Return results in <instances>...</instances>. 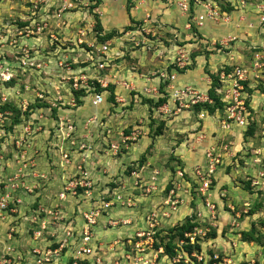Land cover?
Instances as JSON below:
<instances>
[{
    "label": "rangeland",
    "instance_id": "obj_1",
    "mask_svg": "<svg viewBox=\"0 0 264 264\" xmlns=\"http://www.w3.org/2000/svg\"><path fill=\"white\" fill-rule=\"evenodd\" d=\"M21 1L24 0H0V72L11 74L10 80H0V104L9 101L20 110V122L13 124L10 130L8 127L13 117L9 111L0 112V201L6 205L3 210L0 207V264H36L32 249L43 247V244L38 245L40 238L45 236L49 244L53 243L51 239L56 232L61 241L72 238L74 221L82 212L91 209L99 210L96 225L92 228V240L95 241L98 229L107 230L98 233V237L103 242L102 246L107 245L108 253L115 254L112 264L115 261L119 264H144L146 259L147 264H264V147L253 150L255 156L252 157L250 150L245 148L247 139L260 142L263 134L258 131V134L245 136V126L239 125L241 128L236 134L230 133L232 123L225 121V109L230 99L224 96H221L223 111L213 113H208L203 107L196 109V103L189 101L176 105L163 82L168 80L158 76L160 73H174L170 84L176 88H192L191 84L176 85V72L207 73L211 65L208 59L212 54L221 53L227 59V54L218 47L228 44L231 39L226 33V37L221 38L222 32H227L222 27H217L220 33L216 28L215 32L213 28L209 29L208 25L205 32L200 30L202 25L196 21L200 3L221 12L222 8L229 10L232 7L234 3L230 1H242L244 4L250 0H193V4L186 8L185 1H181L179 6V0H100L98 3L74 0L58 16L57 13L52 15L53 11L61 6L62 1L65 2L60 8L68 7L70 0H41L50 1L52 7L49 14L44 11L43 17L47 21L42 24L47 23L48 31L45 29L40 35H25L23 25L27 24L32 30L34 27L21 20L20 17L27 14ZM164 1L174 2V5H164L165 12L160 13L163 9L159 8L160 2ZM104 2L105 8H101ZM132 5L134 9L146 8L144 15L133 13ZM220 15L214 19L218 20ZM97 20L102 27L101 32L115 30L105 40L108 50L103 55L106 66L102 69L97 65L100 58L98 49L103 43L96 37ZM25 49L27 58H21ZM198 55L201 61L196 60ZM204 60L208 62L201 71ZM177 62L179 65L176 66ZM219 65L235 67L218 61L214 64L213 73L224 69ZM140 77L147 82L140 89L148 92L147 95L137 92L136 83L137 79L142 80ZM96 78H103L109 81L108 85L114 86L121 82L124 87L117 86L113 100L109 99L106 87L101 103L93 105L90 100L95 92L93 81ZM75 81L78 88L73 86ZM253 84H250L255 89H252L251 96L255 91L264 93L263 78L255 86ZM79 89L84 92L79 93L82 101L77 105L74 93ZM154 90H158L160 95H155ZM118 94L123 98H119V102L115 97ZM164 94L165 102L160 105L167 108L164 116L160 115L163 112L159 106L145 102L146 108L141 101L148 96L154 101ZM187 98L190 97H185L189 100ZM251 99L248 105L245 103L247 126L250 123L256 128V124L263 120V114L260 115L262 108L256 107L259 121L256 122L255 118L251 121L254 115ZM215 113L219 117V123L214 122L219 124L216 132L221 133L216 136L217 142L210 143L203 119ZM57 116L64 121L63 131L66 124L72 125L73 132L67 137L55 129ZM111 118L114 125L106 126ZM109 126L113 129L120 126L122 133L118 135H130L131 138L122 141L117 137L113 140L119 147H100L109 142L106 131ZM58 131L61 133V148L58 149L59 155L56 153L59 162L56 167L51 162L52 155H46L56 148L46 149L44 145L53 142ZM203 139L205 141L202 142ZM197 142H201L198 149L203 150L202 154L195 153ZM55 147L58 148L57 145ZM211 147L222 152L218 164L207 155ZM113 150L121 153L115 155L118 161H112ZM65 152L66 160L63 157ZM197 155H202V158ZM42 156L47 160H41ZM107 156L109 162H106ZM84 170L91 175L93 184L85 190L78 187L72 194L71 187L75 189L76 186L70 182H75L74 179ZM201 177L208 180V187L203 190H199V182L203 181ZM171 188L174 193L170 199L175 200L174 205L167 201ZM216 192L220 193L217 200ZM221 192L226 193L225 196ZM221 198L231 205L224 203L218 207L217 202ZM104 203H108L105 208ZM116 210L127 214L123 218L120 215L113 217ZM191 217L201 226H212L215 230L211 238L201 239L199 253L202 260L187 262L185 257L181 258L180 251L169 257L163 247L168 235L174 233L169 228ZM100 219L102 221L99 222ZM110 220H117V223L111 224ZM244 221L246 226H242ZM124 225L132 227L131 236L123 238L121 234H114L107 237L110 229ZM252 228L253 234L259 235L258 244L254 241L249 244L241 238L242 231ZM145 231L154 232L152 244L135 246L134 242L144 238V235H139ZM198 232L204 234V230ZM172 241L179 242L177 238ZM155 243H162L159 244L161 247H155ZM143 247L145 250L139 252ZM99 248V245L97 248L92 246V252ZM31 255L32 261H29ZM2 259L6 260L3 262ZM96 259L99 260L98 257Z\"/></svg>",
    "mask_w": 264,
    "mask_h": 264
},
{
    "label": "crops",
    "instance_id": "obj_2",
    "mask_svg": "<svg viewBox=\"0 0 264 264\" xmlns=\"http://www.w3.org/2000/svg\"><path fill=\"white\" fill-rule=\"evenodd\" d=\"M121 1H123V0H121ZM170 2L171 1H164V3L163 2H160L161 4H160L159 8L160 7L163 8L164 5H167L168 6ZM230 2H233L234 4H231L232 7L230 8L229 11H221V15H220V17H219L218 20H216V19H213V20H211V19L204 20L203 21V24H202V26L200 28V30H202V32H205V30H206L205 27L208 25L209 26V29H212L213 28V31L215 32V28H216V32H219L220 33L219 29H220V27H222L224 29V31H227V32H222L223 36L221 38L226 37L225 33L227 34V38L231 37V39L229 40V43L228 44L221 46L222 44L220 42L221 45L218 47V48H220V49H222L224 51L223 53L227 54V59L224 58V57H222L221 56V53H219L220 54V57H218L219 54L216 55L214 53V54L211 55V58L213 60L211 58L208 59V60H210L209 62L211 64L208 68H209V70L211 72L214 71V69H213L214 68V64H216L218 61H220L223 64H230L231 63L232 66L235 65V66H242V67H247L248 68L251 65V63H252V60L254 59V54L255 53H259V55H263L264 54V21H262L260 19V15H261V9L260 8L262 6H264V0L244 1V4H242V1H230ZM172 3H170V4L174 5V2H172ZM105 4H106L105 2L102 5L100 4L101 5V8H105L104 7ZM131 8H132L131 10H132L133 13H138V14H140L142 16L144 15V12H145L144 9H146V8H140V9L139 8H135L134 9L133 8V5H132ZM165 8H163L159 12L160 13H162V12L164 13L165 12ZM142 12H143V14H142ZM133 13H131V14H133ZM214 42H215V40H214ZM220 51L221 50H219V52ZM199 59H200V61L202 60V58L199 55L196 56V60H199ZM225 59H226V61H225ZM205 62H208V61L204 60L203 61V64H202V67L199 70L203 71ZM219 66L224 67L223 65H219ZM193 69L194 68H192V70ZM220 71H224V70L222 69ZM262 72L263 71H261L260 73L258 72L259 74H258V77H256V78L255 77L254 78L251 77L249 79V84H253V82H254V84L252 86H255L257 83H259V79L260 80L262 78L264 79V76L262 75ZM200 73H201L200 71H196V72L195 71H185V72H183L181 74L176 72V75L177 76H176V82H175V84L176 85L191 84L192 87L195 88L196 90L201 91V92H206L205 88L206 87H209V85H210V77L208 78V76L207 77L205 76V75H207V73H204L203 72L205 75L204 74L202 75ZM118 76H121V74H119ZM139 79H142V80H139L138 81V79H137V82H138V83H136L137 84L136 89H138L137 92H139L140 94H143V95H147V94L141 92V90H140V89L143 88V86L147 82L145 81V78H141L140 77ZM252 80H253V82H252ZM151 83H153V81H151ZM117 86H120V85L118 84V85L115 86L114 93H116ZM122 87L123 86H120V88H122ZM253 90H255V89H253ZM131 92H133V91H131ZM258 93L261 94V96H259ZM115 97H116L117 102H119L118 101L119 98L120 99H123L122 96L119 95V94H118V96H115ZM250 99H251L250 100L251 101L250 106H251V108L252 107L254 108V112H253L254 115L252 114L253 116H251V121L252 120H255V119H256V122L259 121V119H258L259 116H258V113H257V110L258 109L256 108L257 106H260L262 108V113H260V115L263 114V116H262L263 117V120L261 121L260 124L259 123L256 124V126H255L256 128L254 129L255 131L253 132V134H255V133L258 134V131H259L260 133L263 134V136L261 138V141L260 142H252V141H250V140L247 139V142H246V147L245 148H247V149L250 150L251 157H252L254 155L253 154V150L258 151L257 148H263L264 147V112H263L264 111V93H260L258 91H255V93H253L252 96L250 95ZM144 105L146 106V108H148V105H146V103H144ZM161 107L162 106H159V109L163 113L160 114V115H163L164 116L166 114L165 111H164V109H167V108H166V106L165 107L163 106V108H161ZM102 115L104 116V113H102ZM41 117L39 116V119L40 120H42ZM59 118H60V121H61V116L60 117L57 116V118H56L57 122H55V126L56 127L58 126ZM218 119H219V117H218L217 113H215L213 115H209V116L207 115V117H205V119H203L204 120L203 125L207 129L206 132H205V134H206L207 139L209 141H211L210 143L217 142L216 141V138H217L216 136H218L221 133V131L219 133L216 132V130H217L218 126H219V124L216 125L217 122L219 123V120ZM62 122H64V121H62ZM114 122L115 121L111 118V119H109V121L107 120L106 126L111 125L112 123L114 125ZM109 127H107L108 129H106V127H105V129H106V131H107V133L109 135V138H108L109 142H107L104 145L101 144L100 147L109 149L112 144L116 145V147H119L120 145L119 144H115L113 140L117 139V137L120 138V139L122 138V141H125V139H127V138H131L130 135H126V136L124 135L122 137L118 135V134H121L122 133V129H121L120 126H116V128H114V129L112 128L113 126H109ZM230 127H231L230 129H232L230 131V133H234V134H236L239 131V128H241V127L237 126L235 123H232V125ZM105 129H103L102 132ZM213 131L215 133L212 135L211 133ZM60 134H61L60 131H58L57 133H55V136L53 135L54 136L53 137V140L54 141L53 142H49V145H47V144L44 145V148L46 147V149L48 148V149L51 150L53 148H56V151H53V153L51 152V153H47L46 154L48 157H50L52 155V157H50V158H52V161L51 162H53L54 164H56V167L59 164V162H58V156H57V154L59 155L58 149L61 148L60 143H59ZM245 136H247V135H245ZM132 139H133V137H132ZM196 140L198 141L197 138H196ZM203 141H205V140L203 139L202 142ZM206 143L207 142H204V144H206ZM55 145H57L58 148L55 147ZM39 146L41 147V145H39ZM195 146H196L195 153L196 154H198V153L202 154V151L203 150L201 148L198 149V147H201V142H197V145H195ZM172 147L175 148V145H172ZM249 150H247V152ZM111 152H112V156L114 155L112 161H115V160L118 161L117 160V157H115V155L118 156V155H121V153L120 154L117 153V150L116 151L113 150ZM108 156L106 158V162H109L110 161V158ZM197 156H198V158H202V155H197ZM119 158H123V157L122 156H119ZM40 159L41 160L42 159L47 160V158L46 157L43 158V156L40 157ZM262 160H264V151H263V155H262ZM244 164H246V160H244ZM219 172H220L219 175H222V172L221 171H219ZM120 173H122V172H120ZM222 179H223V176L220 178V182H221L220 186H222V183H223L222 182ZM223 191L227 193V189L224 188V187H223ZM226 193H222V194L225 196ZM219 194L220 193H217L216 192V197H215L216 200L218 199ZM217 203L219 205L218 207H220L221 204H224L226 202L223 201V198H221V200L218 201ZM226 204L227 205H231L230 203H226ZM125 214H127V212L126 211H122V210H116L115 212L112 213L113 217L114 216L116 217V215H120V217H122V218L126 216ZM112 215H110V216H112ZM100 221H102V219H100L99 222ZM74 222L75 223L73 224L74 225L73 233L75 235V238L76 237L79 238L78 231L81 230V228L83 226V223H84V220H83L82 216L80 215L79 218L77 217V219ZM246 224H247V222L244 221L243 224H242V226H246ZM131 228H132L131 226L128 227V225H124V226H122L119 229H116V228L110 229V233L107 234L108 235L107 237L110 238L111 236H114V234H116L117 236L119 234H121V237L124 236L123 238H125L126 236H131V234L133 233V230ZM12 231H13V229H12ZM106 231L107 230H105V229L104 230L98 229L96 231L97 236L95 235L96 236L95 241H93L92 238L90 239V241L88 243L89 246H91V247L94 246L95 248H97L98 245H99L100 248H99V250L96 249V251L91 252L88 255H84V259H83V260H85L84 261V264H112L113 259H115V254L110 255V253H108V251H107V245L106 246H102L103 245L102 244L103 242L98 237V233L100 234V233L106 232ZM47 233H49V232H47ZM58 236H59V234L56 232L54 238L51 239V241L53 242L51 244H49L48 243L49 240L46 241L45 240V236H43V238H40L41 243L38 244V245L43 244V247L42 248H47V247H49V248H55V247H58L60 245V243H61V240L58 239ZM97 237H98V240H97ZM109 238L104 239V240L106 241ZM93 242H94V244H93ZM54 244H56V246H53ZM105 244H107V243H105ZM249 244H251V242ZM42 248H40V249H42ZM64 251H65V254L63 256V260L66 259V258L68 259V256H67L68 255V251L66 249L63 250V252ZM65 256H66V258H65ZM96 257L99 258V261H98V259H96ZM29 261H32V255L29 256ZM46 264H52V263H46Z\"/></svg>",
    "mask_w": 264,
    "mask_h": 264
},
{
    "label": "built area",
    "instance_id": "obj_3",
    "mask_svg": "<svg viewBox=\"0 0 264 264\" xmlns=\"http://www.w3.org/2000/svg\"><path fill=\"white\" fill-rule=\"evenodd\" d=\"M116 1V0H113ZM181 1H185V8L187 7V5H189V0H179L177 1L179 6L181 4ZM196 1V0H195ZM197 1H203L205 2V0H197ZM22 3L25 4V8L27 9V14L25 16H21V20H24V22L28 21L29 25L34 27V30L30 29L28 27L27 24L23 25V27L26 28L25 30V35H28L29 33L32 34H36V35H40L41 32L45 29H47L48 31V25L47 23H43L42 22H46L47 18L43 17L44 11H46V14H49L48 10L50 11V8L52 7V4L50 3V1H41V0H24L21 1ZM65 1H62V4ZM61 4V6H62ZM71 5V1H68V7L63 6L62 8H57V10L53 11L52 15H54V13H57V16L59 15V12L64 11L66 9H68ZM201 6V10L197 13L196 15V21L197 24L199 26H201L203 24V21L206 19H211L213 20L214 18H217L221 12L216 8L214 9H210L208 7V5H206L205 3H200ZM56 8V7H55ZM53 8V10L55 9ZM261 15H260V19L262 21H264V6H262L261 8ZM23 15V14H22ZM45 15V14H44ZM147 16V15H146ZM23 22V23H24ZM19 34L21 33V31L18 32ZM51 37H54L53 34H50ZM1 42V39H0ZM107 41L101 43V47L98 49L100 52V58H98V67L100 69L105 68L106 66V62L104 61V53H107ZM1 51V50H0ZM27 53L28 51L25 49V54L21 57V58H27ZM1 54V53H0ZM16 58H19L18 56H16ZM179 65V62H177L176 66ZM263 66H264V54L263 55H259V53H255L254 54V59L252 60L251 65L247 68V67H242V66H235L233 67L229 72H224L222 71L220 73V78L223 79V86L220 87L218 89V92L221 93V96H224L228 99H230L228 101V105L226 106V119L225 121L227 123H235L236 125L239 126H247V119H246V107H245V92L243 91V84L242 81L244 80H249L251 77H258V72L263 71ZM6 71H8V69L6 68ZM257 72V73H256ZM8 73V72H6ZM10 75H5V72H0V80L3 81H8L10 80ZM174 73H160L159 77L161 79H167V84H166V88L169 91V96L173 99L174 103L176 105H182V102L185 101H189L190 103L194 104L197 103L199 101H205L208 100V96L206 94H201L200 91L193 89V87H189V86H181V87H174L172 84H170V82L174 79ZM96 81H93V90H95L94 87V82H96L97 84H99V86L102 88V90L100 91H95L94 93H92V97L90 102L93 105H97L99 103H101V101L104 98V93H105V89L108 86V82L105 81L103 78L99 79L96 78ZM227 81V82H226ZM118 83V82H117ZM118 84H120V86H122L121 82H119ZM73 86L75 88H78V84L77 81L74 82ZM81 86V85H80ZM124 87V86H123ZM155 89H157L155 87ZM154 94L155 95H160L158 90H154ZM145 94H147L148 92H143ZM190 97L187 98L189 100H186L185 97ZM5 98H2V100H4ZM39 116L41 117L42 115L39 114ZM63 123L62 121H58V125L55 129L60 130L62 135L64 137H67L69 134H71L73 132V128L71 124H66V127L64 128L63 131ZM224 126H228L227 124H225ZM134 138V136H133ZM112 147H116L111 145ZM209 159L211 161H214L215 163H219L221 158H222V152H218L215 151V149L213 147H211V150L207 153ZM63 157L66 158L67 153H63ZM81 168V167H79ZM211 171V169H210ZM197 173H199V171H197ZM75 182H70V184H74L76 187L75 189H73V187H71L72 189V194H75L77 192V188L81 187V189L85 190L86 188L90 187L91 184H93V181L91 180V175H89V172L87 171H82V174L80 176H77L75 179ZM201 182L200 183V187L199 190H203L206 189L208 187V180H204L203 177H201ZM174 193V189H169L168 194H169V198L167 201H170L172 205H174L175 200H171L170 196H173ZM60 195H63V193L61 192ZM108 206V203H104V208ZM0 207H2V210L6 207L5 202L0 201ZM174 207V206H173ZM213 208V207H212ZM211 208V209H212ZM99 210H89L88 212L85 211L83 212V217H84V225L81 228V230L78 232V236L79 239L75 238V235L72 236V238L68 239H63L60 243V245L58 247L55 248H44V249H39V248H33L32 252H33V258H34V262L36 264H46V263H55L56 264H80L79 259L81 256L83 255H87L91 253V246L88 245L90 239L92 238V228L93 225L96 223V217H97V213ZM111 224H116L117 221H109ZM122 223H126L125 221H122ZM43 227V226H42ZM201 229H197L194 228L193 232L191 233H185V236H189V242H194L195 240V235L196 234H200L198 231ZM71 233V230H68ZM197 231V232H196ZM154 232L153 231H145L144 234L139 235L143 236L140 237L139 240L135 241V246L137 245H141V244H145V247L148 245H151L153 242V237L152 234ZM69 234V233H67ZM201 235V234H200ZM204 235V234H203ZM68 236V235H66ZM67 242V243H66ZM151 242V243H150ZM182 243V240L179 241V244ZM137 248V247H135ZM67 250L68 251V259H64L63 260V256L65 254V251L63 252V250ZM144 247L142 249L139 250V252H143ZM182 257H185L184 260H190L185 253L183 252H179ZM191 256H194L197 259L202 260V255L199 253H191ZM216 258V257H214ZM6 259H2V261L4 262ZM99 261V260H98ZM198 261V260H197ZM2 264V263H1ZM113 264H119L117 261H115ZM144 264H147V259L144 262ZM196 264V263H195Z\"/></svg>",
    "mask_w": 264,
    "mask_h": 264
},
{
    "label": "trees",
    "instance_id": "obj_4",
    "mask_svg": "<svg viewBox=\"0 0 264 264\" xmlns=\"http://www.w3.org/2000/svg\"><path fill=\"white\" fill-rule=\"evenodd\" d=\"M70 1H74V0H70ZM89 1H93L94 3H98V1L100 0H89ZM189 6L193 4V0H189ZM221 10V8H219ZM230 10V9H229ZM227 10V8H222L221 11H229ZM94 17L96 19H99L97 14H94ZM95 19V20H96ZM95 30H96V37L98 42H104L106 39H109L114 33L115 30H111L108 32H101L102 27L99 24V20L96 21V25H95ZM225 72H229L231 70L230 67H227L223 69ZM208 76L210 77V85L209 88L206 91V95L208 96V100H210L211 102L208 101H203L200 103H196V109H200L201 107L205 108L207 110L208 113H213L216 110L217 111H223L224 109V103L223 101H221V93L218 92V89L220 87H222L223 81L220 78V73L219 71L216 73L211 72L210 70L207 72ZM164 85H166V81H163ZM243 84V91L245 92V103L246 105H248L249 103V99H250V95L252 93V87L249 84V80H244L242 81ZM94 87H95V91H100L102 90V88L99 86V84H97L96 82H94ZM114 88L115 86L113 84H109L107 86V90L109 91V99L113 100V92H114ZM80 91L75 92L74 93V99L76 101V104H80L81 103V99L79 97V93L84 92L83 89H79ZM264 90V89H263ZM143 95V94H142ZM165 97L166 94L157 97L156 100L152 101L151 98L148 96L147 98H142L141 101H143L144 103H151L152 106H160L165 102ZM10 112V116L13 117V119H11V123L10 126L8 127V130H10L13 126V124H15L16 122H20V110L12 103H10L9 101H6L2 104H0V112ZM162 125V123H161ZM160 125V126H161ZM254 127L252 126V124H248V126L246 127L245 133L244 135H252L254 132ZM127 172H129V170H127ZM108 199V198H107ZM195 218V217H194ZM193 218L191 217L190 219H186L185 222L183 223H176L175 225H173L171 228H169V230H174V233L169 234L168 237L169 239L163 244L164 247V251L168 254L169 257H172L174 255H176L177 251L180 252H184L185 255L192 261L196 262V258L194 256H191L190 254L193 251H196V253H199L201 251V239L203 238H211L214 233L215 230H213L212 226H201L200 223H198V221H196L195 219L192 220ZM194 227H198L201 228V230H204V235H200V234H196L195 235V240L194 242H189V236H185V233H191L194 230ZM253 228L250 229L249 231H242L241 232V238L244 241H249V242H256L258 244V242H260L259 240V235H254L253 234ZM174 238H177L178 241L182 240L181 244H178L179 242H174L172 241ZM162 244V243H159ZM159 244L155 243V247H158ZM53 246H56V244H54ZM84 256H82L79 259L80 264H84ZM211 261H213V259H211Z\"/></svg>",
    "mask_w": 264,
    "mask_h": 264
},
{
    "label": "bare ground",
    "instance_id": "obj_5",
    "mask_svg": "<svg viewBox=\"0 0 264 264\" xmlns=\"http://www.w3.org/2000/svg\"><path fill=\"white\" fill-rule=\"evenodd\" d=\"M85 212V211H84ZM81 215H82V218H83V220H84V217H83V212L81 213ZM98 216V215H97ZM96 221H97V217H96ZM117 221V220H116ZM84 222H85V220H84ZM122 222V221H121ZM83 225H84V223H83ZM96 225V224H95ZM112 226V225H111ZM83 227V226H82ZM93 228H94V226H93ZM194 228H197V229H200V228H198V227H194ZM76 239H79L78 237H76ZM135 243V242H134ZM161 246H159L158 248H160ZM91 249H92V247H91ZM91 252H92V250H91ZM88 255V254H87ZM84 256V255H83ZM82 257V256H81ZM80 257V258H81Z\"/></svg>",
    "mask_w": 264,
    "mask_h": 264
},
{
    "label": "clouds",
    "instance_id": "obj_6",
    "mask_svg": "<svg viewBox=\"0 0 264 264\" xmlns=\"http://www.w3.org/2000/svg\"><path fill=\"white\" fill-rule=\"evenodd\" d=\"M159 76V75H158Z\"/></svg>",
    "mask_w": 264,
    "mask_h": 264
}]
</instances>
